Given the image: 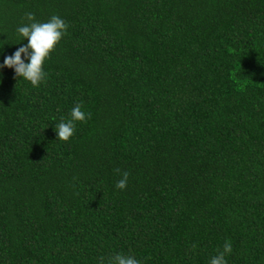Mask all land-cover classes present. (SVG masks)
Returning <instances> with one entry per match:
<instances>
[{"label":"trees","instance_id":"16d2710c","mask_svg":"<svg viewBox=\"0 0 264 264\" xmlns=\"http://www.w3.org/2000/svg\"><path fill=\"white\" fill-rule=\"evenodd\" d=\"M29 12L69 27L0 68V264H264V0H0V65Z\"/></svg>","mask_w":264,"mask_h":264},{"label":"clouds","instance_id":"9594fccd","mask_svg":"<svg viewBox=\"0 0 264 264\" xmlns=\"http://www.w3.org/2000/svg\"><path fill=\"white\" fill-rule=\"evenodd\" d=\"M25 17L29 23L19 26L16 31L23 39L27 38V44L19 47L12 55L6 56L0 68L5 66L13 68L16 77H22L37 88L42 82H46L44 63L66 35L69 25L58 15H52L46 22L36 21L35 14L31 12L26 13ZM25 59L28 62H25ZM90 117L91 113L83 110L82 104H75L70 111V118L65 120L62 117L55 125L57 139L68 142L76 132L75 122H86ZM115 172L121 175L115 187L126 189L129 173L127 171L121 173L119 168L115 169ZM195 247L196 245H193V248ZM232 251V242L226 239L222 250L217 249V254L211 257L209 264H228L226 255ZM98 264H105L103 256L100 257ZM107 264H141V261L133 255L117 253L107 258Z\"/></svg>","mask_w":264,"mask_h":264}]
</instances>
